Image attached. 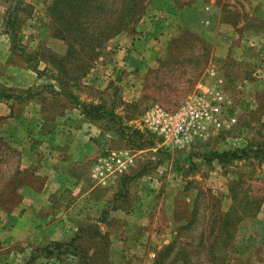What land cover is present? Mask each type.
<instances>
[{
    "label": "rangeland",
    "instance_id": "rangeland-1",
    "mask_svg": "<svg viewBox=\"0 0 264 264\" xmlns=\"http://www.w3.org/2000/svg\"><path fill=\"white\" fill-rule=\"evenodd\" d=\"M203 1L175 3L198 7ZM51 2L0 0V90L24 97L0 99V213L29 199L25 184L39 186L33 168L22 162L24 154L41 155L56 125L66 124V116L84 115L80 103L98 106L102 113L96 120L114 128L121 147L136 148L147 141L159 147L167 159L162 165L166 174L149 195L168 190L174 179L173 188L193 192L194 200L185 223L174 226L166 243L114 241L112 235L121 234L118 217L110 213L106 219L104 207H99L92 215L99 224L92 218L71 240L41 246L26 264H264V0H214L221 16L203 35L178 29L176 18L166 15L174 12L172 2L143 0L140 18L107 39L86 73L77 78L65 76L60 67L67 43L54 35L46 11ZM14 16L12 28L8 20ZM122 35L125 38L116 42L123 45L127 39L128 54L118 60L129 59V64L117 67L112 65L110 43ZM199 82L221 92L223 106L236 118L230 127L184 148L163 144L143 127L141 113L147 106H175L193 94ZM259 143L261 151L253 147ZM245 146L251 151L241 159H204L208 151ZM128 185V192L110 185L112 206L135 200L137 184ZM183 208L178 204L180 216ZM230 209L236 217L227 220ZM166 219L151 213L148 224L152 221L160 228Z\"/></svg>",
    "mask_w": 264,
    "mask_h": 264
},
{
    "label": "crops",
    "instance_id": "crops-1",
    "mask_svg": "<svg viewBox=\"0 0 264 264\" xmlns=\"http://www.w3.org/2000/svg\"><path fill=\"white\" fill-rule=\"evenodd\" d=\"M203 2L198 7L177 6L173 13L166 12V15L176 18L178 29L186 27L203 35L206 33L204 31L211 32L216 19L221 16V10L214 0ZM124 38L125 35L117 36L110 43L113 45L110 53L113 57L112 65L117 67L125 62L129 64V59L118 60L122 53L128 54V48H125L128 40H124L125 44L119 46L116 42L117 39L121 42ZM104 59L105 66L109 68L110 57L107 55ZM64 122L66 124L62 122V125L58 124L52 129V133L49 132L41 155H29L30 152L24 154V166L32 167L34 177L39 178L41 183L38 187L31 182L25 184L23 192L29 199H23L10 212L0 213V264H26L41 246L45 249L51 242L71 240L76 229L93 221L92 215L99 207H104L106 219L110 220V217L107 218L110 213L118 217L116 221L121 225L118 231L121 234H113L114 241L119 240L122 244L130 240L134 244L144 241L145 244L148 239H153L166 243L174 226L185 223L182 221L187 218V209L193 205L194 199L191 191L175 190L174 179L169 182L168 190L160 191V194L154 196L149 195L150 188L158 186L159 180H163L166 174V168L162 165H166L167 159L162 156L159 147L153 141H147L136 148L128 145L121 147V140L117 139L113 127H106L81 113L73 115L72 119L66 116ZM112 149L125 156L129 155L131 161L123 173L115 175L107 183H98L90 177L92 164L97 157L106 155ZM128 184L134 187L137 184L133 189L135 200L120 207L112 206L110 185L128 192L131 189ZM180 203H183L185 210L182 216L178 213ZM228 207L226 205L224 209ZM151 213L164 214L168 219L162 227L154 228V222L148 224ZM94 219L98 224L101 222L96 215ZM5 224L9 227H2ZM125 252L133 256L132 252Z\"/></svg>",
    "mask_w": 264,
    "mask_h": 264
},
{
    "label": "trees",
    "instance_id": "trees-1",
    "mask_svg": "<svg viewBox=\"0 0 264 264\" xmlns=\"http://www.w3.org/2000/svg\"><path fill=\"white\" fill-rule=\"evenodd\" d=\"M170 1L174 7L178 6L175 0ZM144 8L143 0H52L46 11L54 25V35L67 43V51L59 57L60 67L65 76L77 78L84 75L104 42L126 30L132 21L138 20L144 13ZM16 22V16L8 20L12 28ZM12 33L16 34L14 31ZM84 56L91 63H87V60L82 58ZM70 72L76 73L75 76ZM73 97L76 104L80 103L76 96ZM7 98L23 99L24 97L0 90V99ZM80 105L86 118L94 120L100 118L102 111H99L96 104L80 103ZM253 147L259 150L261 145L259 143ZM250 149L245 146L233 150H212L205 153L204 159L206 158L207 161L216 159L220 162L226 159H241ZM232 210L225 213L227 220L236 217V215L232 217ZM237 218L239 219V216ZM216 264L220 263L216 262Z\"/></svg>",
    "mask_w": 264,
    "mask_h": 264
},
{
    "label": "built area",
    "instance_id": "built-area-1",
    "mask_svg": "<svg viewBox=\"0 0 264 264\" xmlns=\"http://www.w3.org/2000/svg\"><path fill=\"white\" fill-rule=\"evenodd\" d=\"M197 90L175 106L152 103L141 113L143 127L163 144L184 148L211 137L236 120L223 106L219 90L199 82ZM131 161L129 155L112 149L97 157L90 169V177L98 183H106L123 173Z\"/></svg>",
    "mask_w": 264,
    "mask_h": 264
}]
</instances>
